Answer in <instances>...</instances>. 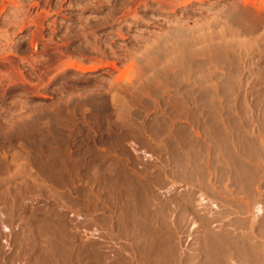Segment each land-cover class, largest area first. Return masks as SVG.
<instances>
[{"label": "rangeland", "instance_id": "rangeland-1", "mask_svg": "<svg viewBox=\"0 0 264 264\" xmlns=\"http://www.w3.org/2000/svg\"><path fill=\"white\" fill-rule=\"evenodd\" d=\"M0 264H264V0H0Z\"/></svg>", "mask_w": 264, "mask_h": 264}]
</instances>
